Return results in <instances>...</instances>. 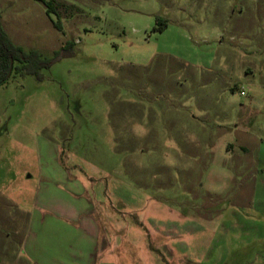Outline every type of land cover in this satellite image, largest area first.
Masks as SVG:
<instances>
[{
    "label": "rangeland",
    "instance_id": "rangeland-1",
    "mask_svg": "<svg viewBox=\"0 0 264 264\" xmlns=\"http://www.w3.org/2000/svg\"><path fill=\"white\" fill-rule=\"evenodd\" d=\"M54 4L0 0L75 43L0 87V264H264V0Z\"/></svg>",
    "mask_w": 264,
    "mask_h": 264
},
{
    "label": "trees",
    "instance_id": "trees-1",
    "mask_svg": "<svg viewBox=\"0 0 264 264\" xmlns=\"http://www.w3.org/2000/svg\"><path fill=\"white\" fill-rule=\"evenodd\" d=\"M36 1L44 5L45 13L52 22L53 27L62 32L59 10L58 6L54 4V0ZM157 22L161 26L155 28L154 31H162L166 27L165 20L157 19ZM74 46V41H67L60 47L59 51L54 53L53 58H43L36 50L25 51L15 45L3 31L0 15V87L9 81L13 73L21 77L33 76L39 79L41 70L50 69L52 64L61 56L73 55Z\"/></svg>",
    "mask_w": 264,
    "mask_h": 264
},
{
    "label": "crops",
    "instance_id": "crops-1",
    "mask_svg": "<svg viewBox=\"0 0 264 264\" xmlns=\"http://www.w3.org/2000/svg\"><path fill=\"white\" fill-rule=\"evenodd\" d=\"M242 149H243V151L247 150L246 147H243ZM263 164H264V163H263ZM162 231H164V232H163V235H165V236H168V235L171 234V232H166L165 230H162Z\"/></svg>",
    "mask_w": 264,
    "mask_h": 264
},
{
    "label": "built area",
    "instance_id": "built-area-1",
    "mask_svg": "<svg viewBox=\"0 0 264 264\" xmlns=\"http://www.w3.org/2000/svg\"><path fill=\"white\" fill-rule=\"evenodd\" d=\"M241 94H243V93H241Z\"/></svg>",
    "mask_w": 264,
    "mask_h": 264
}]
</instances>
